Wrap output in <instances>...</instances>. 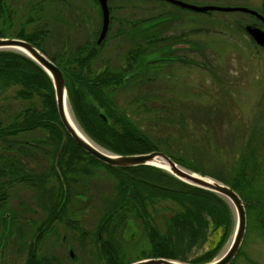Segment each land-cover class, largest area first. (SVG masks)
<instances>
[{"label":"flooded vegetation","instance_id":"1","mask_svg":"<svg viewBox=\"0 0 264 264\" xmlns=\"http://www.w3.org/2000/svg\"><path fill=\"white\" fill-rule=\"evenodd\" d=\"M113 1L108 0L110 20L106 36L102 41L99 39L104 27V16L100 0H0V32L3 33L6 28L17 32L18 35L23 29L25 34L41 31L45 36L42 44L48 53L44 52L47 56L60 51L81 53L80 62H84L89 71L88 80L96 84V87L97 83L106 82V77L115 73L117 78L120 77V85L115 89L116 95L121 97L125 94L128 104L125 108L128 109L129 115L134 114L138 117L144 115L140 112L135 113V105L142 104V109L137 110L146 111L145 106L148 101L143 99L153 96L163 99L161 100L163 108L171 107L170 103L164 101L171 100L166 93L170 86H166L162 78L165 79L166 66L171 67L176 64L191 69L196 65L197 62L192 57L180 54L182 51L192 52V46L198 45L192 38L194 32L192 29L189 32H182L178 40L170 43V50L175 52L178 59L168 65H165L166 61L152 63L165 58L163 54L167 52L166 48L152 52L159 53L158 59L148 61L147 56L151 54L148 53L135 56L136 63L129 62L126 52L133 50L145 52L148 48L143 45H148L149 36L164 33L165 27L160 28V25L149 27V25L151 21L159 19L166 13L151 16L148 7L141 4L114 5ZM127 6L131 7L127 8ZM127 9L131 12H126ZM139 9L142 12H138ZM33 23H38L40 28L37 29V26L29 29ZM248 24L264 28V25L259 23ZM54 36H60L62 40L59 41ZM46 44L55 48V53L50 54ZM121 51L124 59L119 62L117 57L118 52ZM113 53L115 58H112ZM182 56L184 60L179 59ZM134 59L131 57L132 61ZM202 64L206 67L205 63ZM152 71H158L160 76H157V81L150 79ZM65 78H67L66 83L70 85L72 83L70 76L67 74ZM110 81L115 83L118 79ZM150 86L153 90H160L161 93L150 94ZM70 91L71 89L68 88L69 93ZM86 95L88 101L90 94ZM140 99L143 102H140ZM136 100L138 102H135ZM130 106H133V109H130ZM173 108L174 112L179 109L180 118L177 119V126L182 128V116L185 117L186 114L176 105ZM140 127L145 129L142 125ZM25 134H33L34 137L28 138ZM48 134L47 130L34 129L16 133L14 138L17 142L0 140V264H83V262L108 264L103 255L108 250L107 245L113 243V238L111 239L107 232H103L111 227L101 224L102 216L97 209V194L101 191L97 186L108 182L111 179L109 175L114 180L116 172L112 166L97 159L77 142L76 144L86 152L87 156L65 157L62 170L58 169L57 166L55 167L57 159L54 160L55 149L52 142L48 139H42L41 142L37 140L38 137ZM60 149L61 146L57 156ZM38 156L42 160L45 159L48 164L39 168ZM70 162L73 165L79 163L82 167L70 166ZM53 169L57 175L54 174ZM39 179L45 182L44 185L48 190L39 191L37 186ZM59 184L62 186V192L54 188ZM61 193L64 198L61 206L56 210L49 207L56 204L57 197ZM42 200L46 205L49 204L47 209L40 203ZM99 203L101 204L100 200ZM161 207L157 209L160 210ZM135 224L129 222L119 233V238L125 245L126 254L130 248H135L138 251L137 257H141L147 246L142 240L144 232ZM114 229L115 225L112 230ZM115 237L117 241L118 236ZM81 256L87 261L81 260Z\"/></svg>","mask_w":264,"mask_h":264},{"label":"trees","instance_id":"2","mask_svg":"<svg viewBox=\"0 0 264 264\" xmlns=\"http://www.w3.org/2000/svg\"><path fill=\"white\" fill-rule=\"evenodd\" d=\"M262 5L264 9V0ZM174 18L179 17L174 16ZM174 18H169L165 15L151 21L149 27L152 25H160V28L165 27L163 30L164 35L151 34L148 38V45H143L148 48L145 52L136 50L126 52L128 61L136 63L137 58L134 59L135 56L139 54L147 55L163 48H166L165 50L167 51L163 54V58H165L155 60L152 63L157 64L159 61H166L165 65H168L176 61L178 58L175 52L170 50L169 45L172 41L178 40L180 34H166ZM254 18L256 22L249 23L263 24L255 16ZM239 26H241L243 32L248 34L245 24H240ZM199 30L202 31L201 28L192 31L199 33ZM1 36H3L2 32H0ZM17 37L34 43L39 49L47 53L42 44L45 36H43L41 31H37L34 34H25L23 29V32ZM251 41L255 44L252 38ZM48 56L60 66L65 77H67V74L70 76L72 83H69L70 85L67 83V86L71 89L69 93L71 105L79 123L93 140L118 154L145 153L161 150V147L166 145L167 139H155L148 131L140 127V123L145 118L150 119L151 122L155 118L163 120L161 114L173 112V106L163 108L161 105V100L163 99L153 96L143 99L148 101L145 106L146 111L145 109L141 110L142 104L135 105V113L140 112L144 115L141 117L134 114L129 115L128 109L125 107L121 108L116 100L118 96L115 89L116 86L120 85V77L117 78L114 72V74L106 77V82L97 83L96 87V84H92L88 80L90 78L88 76L89 71L85 67L84 62H80L81 53L60 51ZM131 57L134 61L131 60ZM183 57L179 59L184 60L185 58ZM86 71H88L87 74H85ZM158 74V71L150 72V79L157 81ZM111 79H118V81L114 83L110 81ZM12 87L16 88L12 93V98L28 100L30 105L16 112L14 117L11 118V122H6L5 119L0 117L1 141L17 142L14 135L22 131L47 130L49 134L40 136L37 140L41 142L42 139H48L52 142L55 149L54 160L55 158L57 159L55 167L57 166L58 169L62 170L65 157L77 156L82 158L87 156L86 152L76 144V141L71 136H68L64 153L60 157L57 156L63 142V131H61V120L57 111L54 87L49 75L37 63L21 53L7 50L0 51V96H4V100L6 93ZM87 93L90 94L91 102H89V98L87 101ZM158 93H161V91L150 89V94ZM37 98L40 99V103ZM143 100L140 99L139 101L143 102ZM164 101L165 103H170L167 99ZM135 102H138V100ZM132 107L130 106V109ZM139 108L141 109L137 110ZM4 110V106L0 105V115ZM140 118H142L141 121ZM185 120L186 118L182 116L183 125L187 123ZM152 126L154 127V125ZM256 149V147L252 146L249 151L251 156L246 158L244 166L240 170L235 171V174H231L234 179L238 176L236 181L233 182L228 179L226 181L221 177L211 176L229 184L243 198L248 218L247 232L252 226H259L260 230L263 229V232H261L264 235V194L259 192H263L264 188L259 185L258 188L261 189L259 191L250 189V195L248 196L243 188L248 190L249 186L244 187L237 182L240 181L242 183V181H245L247 185L251 186L254 182L257 183L262 180L260 178L263 176V171L254 170L253 168L252 171H249L247 166L249 158H256ZM170 156L184 165L179 158ZM71 165H73L72 162H70ZM254 165L258 166L259 164L255 163ZM73 166L79 167L80 164L74 163ZM112 168L116 172L114 180H109L107 182L108 186L101 184V188H99L101 192L97 194V209L100 210L102 216L101 224L108 228L111 227L108 231L103 232H107L109 237L113 238V243L107 245L108 250L103 255L108 264H127L130 261L148 257H165L192 263H205L212 260L227 242L233 230V212L229 204L217 194L184 183L154 166ZM53 171L57 175L54 169ZM55 179L57 180V177ZM44 183L40 179L37 181L39 191L48 190ZM54 188H58L62 192L60 184L55 185ZM250 196L256 197L251 199ZM62 201H64V198L61 193L57 197L55 205H46L43 200L40 203L46 207L45 209L49 206L56 210V208L61 206ZM165 202L170 203L174 207L169 215L164 213ZM159 206H162V209L158 210ZM152 207H154L153 210L151 209ZM129 222L136 223L135 225H138L141 231L144 232L142 240L147 246L141 254L142 256H136L135 259L127 257L126 249L124 250L125 245L119 238V233ZM114 225L115 229L113 231ZM210 229L215 232L222 229L223 235L220 238L215 234L211 237ZM115 236H118L117 241ZM206 244L207 249L205 252L189 259L190 253L195 248L202 249ZM242 247L237 257L241 255Z\"/></svg>","mask_w":264,"mask_h":264},{"label":"rangeland","instance_id":"3","mask_svg":"<svg viewBox=\"0 0 264 264\" xmlns=\"http://www.w3.org/2000/svg\"><path fill=\"white\" fill-rule=\"evenodd\" d=\"M185 1L198 6L248 7L264 13L263 0ZM112 3L114 5L141 4L148 7V13L151 16L166 12L163 16L179 17L172 19L166 34H180L189 32L191 29H202L192 36L194 41L199 42L196 47L192 46V52H180L181 55L196 60V65L191 69L176 64H172L171 67L166 66V76L165 79L162 78L166 86H170L166 92L171 98L169 102L173 107L178 106L186 114V125L182 124V128L177 126V119L180 118L179 109L168 114H161L163 120L155 118L151 122L150 119L145 118L140 123L155 139H167L166 145L161 147V150L179 158L184 165L199 173L234 182L238 176L234 179L231 174H235V171L244 166L246 158L251 156L250 148L254 146L257 148L255 151L257 156L255 159L249 158L247 166L249 171L253 169L263 171V176L260 178L262 180L254 182L251 186L242 180V183L237 182L244 187L249 186L248 190L243 188L248 196L250 189L259 191L261 190L258 188L259 185L264 188V47L253 44L249 34L243 32L239 26L256 22L254 16L239 11L200 13L176 8L174 4L163 0H114ZM126 12L131 11L127 9ZM138 12L142 10L139 9ZM34 27L38 29L40 25L33 23L29 29ZM2 35L6 38H15L18 34L6 28ZM54 37L59 41L62 40L60 36ZM46 46L50 54L55 53V48L47 44ZM123 51L118 52L119 62L124 59ZM112 58H115L114 53ZM202 63H205L206 67L202 66ZM15 89L12 87L6 93L5 100L4 96H0V105L5 109L0 117L6 122H11L16 112L30 105L28 100L12 98ZM123 95L117 100L121 108L128 107L127 98L125 94ZM88 98L91 102L90 95ZM37 100L40 103V99L37 98ZM25 136L34 137L33 134H25ZM40 156H38L39 168L48 164L45 159H40ZM255 163L259 165L255 166ZM109 178L107 180H112V176L109 175ZM103 186H108V183H103ZM259 192L264 194V191ZM254 197L256 196H250L251 199ZM165 206L164 213L171 214V209L174 207L168 202H165ZM256 227L252 226L247 232L242 253L233 264H264L263 229ZM210 231L211 237L214 234L218 238L223 235L222 229L216 232L211 229ZM230 237L222 249L226 247ZM206 249L207 244L202 249L195 248L190 253L189 259L202 254ZM137 254V249L130 248L127 257L135 259ZM82 259L85 258L81 256Z\"/></svg>","mask_w":264,"mask_h":264},{"label":"water","instance_id":"4","mask_svg":"<svg viewBox=\"0 0 264 264\" xmlns=\"http://www.w3.org/2000/svg\"><path fill=\"white\" fill-rule=\"evenodd\" d=\"M163 1L202 13L209 11H239L254 15L264 23V14L248 7L198 6L185 0ZM100 2L104 16V27L99 39L102 41L108 30L110 9L108 6V0H100ZM245 28L256 44L264 47V28L254 24H247ZM5 50L18 52L27 56L37 63L49 75L52 81L57 111L61 120L60 127L63 131V142L58 157L66 146L69 134L86 151L112 167L128 168L136 166H154L160 168L184 183L217 194L231 207L234 218L231 237L226 247L212 260L205 263H192L174 258L148 257L128 264H231L235 260L247 234L248 218L246 204L241 195L234 188L215 177L193 171L183 166L161 150L136 154H118L98 144L90 137L92 140L91 142L78 130L71 118L72 114L75 121L78 123L70 104L66 78L62 69L33 43L24 39L0 37V51ZM158 54V52L151 53L147 56V60L152 61L158 59L159 57L156 56ZM69 109L71 113L69 112Z\"/></svg>","mask_w":264,"mask_h":264},{"label":"bare ground","instance_id":"5","mask_svg":"<svg viewBox=\"0 0 264 264\" xmlns=\"http://www.w3.org/2000/svg\"><path fill=\"white\" fill-rule=\"evenodd\" d=\"M69 112H70V109H69ZM71 113V112H70ZM71 118H72V120H73V122H74V124L76 125V127L78 128V130L87 138V139H89L91 142H92V140H91V138H90V136H89V134L84 130V129H82V127L77 123V121H75V119H74V117L72 116V114H71ZM246 238V237H245ZM245 241V240H244ZM225 246V245H224ZM223 246V247H224ZM243 246V245H242ZM222 247V248H223ZM222 250V249H221ZM220 250V251H221ZM219 251V252H220ZM217 256V255H216ZM190 262V261H189Z\"/></svg>","mask_w":264,"mask_h":264}]
</instances>
